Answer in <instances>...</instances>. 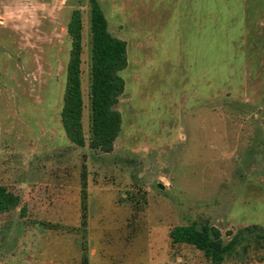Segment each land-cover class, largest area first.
<instances>
[{"label": "rangeland", "instance_id": "obj_1", "mask_svg": "<svg viewBox=\"0 0 264 264\" xmlns=\"http://www.w3.org/2000/svg\"><path fill=\"white\" fill-rule=\"evenodd\" d=\"M99 2L128 49L111 152L89 145V1L0 0V185L21 200L0 211V264H82L83 162L88 264H212L169 230L264 226V0ZM75 8L84 146L61 121Z\"/></svg>", "mask_w": 264, "mask_h": 264}, {"label": "trees", "instance_id": "obj_2", "mask_svg": "<svg viewBox=\"0 0 264 264\" xmlns=\"http://www.w3.org/2000/svg\"><path fill=\"white\" fill-rule=\"evenodd\" d=\"M91 6V136L93 149L111 152L121 131L122 115L115 107L125 90L121 72L128 65L127 42L115 36L99 0H88ZM71 40L66 69L61 121L72 144H86L83 124V15L80 8L73 9L67 25ZM87 170L83 162L81 171V227L82 264H88L87 227ZM20 197L0 185V211L6 212L20 204ZM172 245H191L202 251L212 264H223L233 259L245 261L252 248H264V226L249 224L225 236L221 229L210 223L191 222L175 225L169 230ZM264 260V256L261 257Z\"/></svg>", "mask_w": 264, "mask_h": 264}, {"label": "water", "instance_id": "obj_3", "mask_svg": "<svg viewBox=\"0 0 264 264\" xmlns=\"http://www.w3.org/2000/svg\"><path fill=\"white\" fill-rule=\"evenodd\" d=\"M159 187H160V188H163L164 185H163L162 183H159Z\"/></svg>", "mask_w": 264, "mask_h": 264}, {"label": "crops", "instance_id": "obj_4", "mask_svg": "<svg viewBox=\"0 0 264 264\" xmlns=\"http://www.w3.org/2000/svg\"><path fill=\"white\" fill-rule=\"evenodd\" d=\"M132 264H135V263L132 262Z\"/></svg>", "mask_w": 264, "mask_h": 264}]
</instances>
